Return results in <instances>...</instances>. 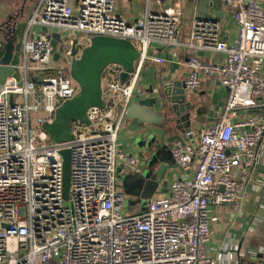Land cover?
Here are the masks:
<instances>
[{"label": "built area", "instance_id": "1", "mask_svg": "<svg viewBox=\"0 0 264 264\" xmlns=\"http://www.w3.org/2000/svg\"><path fill=\"white\" fill-rule=\"evenodd\" d=\"M75 1H41L29 26L49 32L24 38L20 64L13 67L19 80L12 77L0 88V264H218L221 259L210 252V206L241 207L247 177L239 171L254 167L264 140L257 114L264 98L263 0H211L236 25L233 43L225 41L217 15L190 20L186 90H200L209 76L228 90V98L219 121L190 128L187 141L172 143L180 174L166 196L151 199L139 213L128 212L119 188V168L140 171L137 157L119 150V131L152 45H182L184 9L155 0L160 10L130 22L117 15L116 0ZM53 33L60 35L56 51ZM93 36L129 40L141 55L125 83L121 66L105 69V108L89 109L90 125L73 122V140L57 144L43 124L78 93L70 69ZM199 52L224 57L205 63ZM64 148L71 150L68 200ZM226 257L240 263L234 253Z\"/></svg>", "mask_w": 264, "mask_h": 264}, {"label": "crops", "instance_id": "2", "mask_svg": "<svg viewBox=\"0 0 264 264\" xmlns=\"http://www.w3.org/2000/svg\"><path fill=\"white\" fill-rule=\"evenodd\" d=\"M42 0H0V42L3 48L0 50V63L6 53L8 38L17 39L16 50L12 67L20 64L23 40L26 36L30 39L37 38L44 33L43 28L29 26L31 19L39 10ZM166 4H180L184 9L185 21L181 26L182 45L176 48H165L160 44H153L148 53L145 64L140 68L139 87L132 103L139 99L157 95V89L166 83L176 80H186L188 74V59L191 56L184 44L189 39V22L198 15L210 17L217 15L221 24L223 37L226 42L233 43L236 38V25L229 16L224 13L222 6L208 0L206 6L203 0H161ZM264 9V0L261 2ZM206 8V9H205ZM161 7L155 0H116V13L119 17L134 22L144 16L148 10L158 11ZM16 30V32H15ZM15 32V34H14ZM15 39V40H16ZM223 55L210 52H199L198 58L205 63H220ZM138 67V65H137ZM2 85H0L1 88ZM228 90L216 82L212 77L202 78L200 90L187 91V100L194 106L191 121L179 122L174 114H170L159 124L143 122L136 118L126 116L118 136L119 150L137 157L139 169H143L147 156L143 158V148L151 140L164 144L168 150L174 141H187L186 129L188 126L195 130H201L210 126L220 117L225 109L228 98ZM261 106L257 114L264 120V98L260 100ZM170 105L166 108L156 107L159 115H164L166 109L170 112ZM259 158L254 167L239 171V175L247 177L244 198L240 208L231 205H211L209 220L212 229V242L210 252L221 261L218 264H234L226 262L228 254L234 253V257L242 260H254L264 249V140L259 151ZM173 161V160H172ZM196 163L193 165L195 169ZM156 170V167L153 168ZM127 173V172H126ZM180 174V169L174 161L165 172L163 181L156 187L152 199L161 198L168 194L170 183ZM120 182V181H119ZM136 199V197H133ZM138 198V197H137ZM140 200V199H139ZM239 263V264H240Z\"/></svg>", "mask_w": 264, "mask_h": 264}, {"label": "water", "instance_id": "3", "mask_svg": "<svg viewBox=\"0 0 264 264\" xmlns=\"http://www.w3.org/2000/svg\"><path fill=\"white\" fill-rule=\"evenodd\" d=\"M75 5H79L77 0ZM76 10L78 11V8ZM43 32L48 33V28H43ZM51 37L54 51H56L60 35L53 33ZM15 39H7L6 53L0 63V85H4L12 77L19 80V74L11 65L14 54L18 52L15 45L17 39ZM140 55L136 46L129 40L93 36L90 45L83 49L80 58L73 61L70 69L71 77L79 86L78 93L56 110L52 123L43 124V129L50 140L57 144H68L73 140V122L79 121L89 126L87 111L94 107L105 108L102 90V76L105 69L110 65L121 66L123 72L120 79L122 83H125L129 75L135 72ZM58 57L59 54L56 53L55 59ZM153 94L154 90L151 91L150 97L134 102L129 107L127 117L159 124L160 120H165L168 115L174 114L179 122L184 121L187 124L191 121L194 106L187 100L186 86L182 81L176 80L162 84L157 89V95L152 96ZM166 104L170 105V112L166 109L164 115H159L155 108H166ZM189 130L188 126L186 131ZM158 142L152 136L151 140L146 143L143 154L152 153V155L149 157L147 155L144 168H141L139 172L118 169L119 177L127 172L124 178L125 183L135 184V190L131 195L140 198L142 211L147 209L148 199L153 196L156 187L163 181L166 170L172 164L171 151L164 144L159 147ZM60 154L63 159V196L68 200L71 187V150L64 148ZM154 167L156 170H153ZM145 191L151 192L148 198L142 196ZM240 264H264V256L258 254L254 260H242Z\"/></svg>", "mask_w": 264, "mask_h": 264}, {"label": "rangeland", "instance_id": "4", "mask_svg": "<svg viewBox=\"0 0 264 264\" xmlns=\"http://www.w3.org/2000/svg\"><path fill=\"white\" fill-rule=\"evenodd\" d=\"M173 2L174 1H176V0H172ZM208 0H203L202 1V4L203 5H205L206 6V2H207ZM206 9V8H205ZM15 32H16V30H15ZM15 32H14V34H15ZM65 39V38H64ZM66 46L64 45V40L62 41V43H61V50L62 51H65L66 50ZM159 144H158V146L160 147V145L162 144L161 142H158ZM145 147L143 148V150H144V153H145ZM170 151V150H169ZM151 156L152 155V153H147V154H144L143 155V158L144 157H146V156ZM173 160V158L171 157L170 158V161H171V163L173 162L172 161ZM127 175V173L125 172V173H123L122 174V176H120L119 177V188L121 189V190H123L124 191V193H125V195H126V201H125V206H126V208L128 209V212H130V213H139L140 211H141V203H140V201L141 200H139L140 198H137L136 197V199L135 198H133V197H135V196H133V195H131L132 194V192L135 190L134 189V185L135 184H129V183H125L124 181V178H125V176ZM133 175H135V174H133ZM150 193L151 192H148V191H145L144 192V194L142 195V196H144L145 198H148V196L150 195ZM152 199V197H150L149 199H148V201H150Z\"/></svg>", "mask_w": 264, "mask_h": 264}]
</instances>
